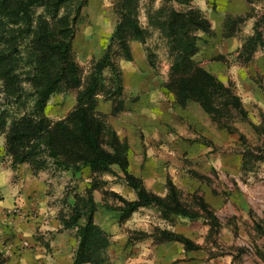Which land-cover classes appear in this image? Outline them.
<instances>
[{"label": "rangeland", "instance_id": "1", "mask_svg": "<svg viewBox=\"0 0 264 264\" xmlns=\"http://www.w3.org/2000/svg\"><path fill=\"white\" fill-rule=\"evenodd\" d=\"M122 12L144 31L142 38L126 31V49L111 42ZM173 13L208 23V32L192 33L194 60L240 98L244 116L225 112L214 121L170 90ZM40 17L69 28L82 86L109 51L97 99L101 143L110 151L116 134L134 183L117 165L64 170L49 158L14 165L0 134V201L17 200L7 218L26 223L18 251L0 237L2 262L21 264L14 258L21 252L23 264H264V0H65L56 13L38 9ZM23 88L29 108L31 87ZM77 92L51 95L44 114L53 125L74 111ZM3 99L0 87V104L26 110ZM133 184L165 206L124 214L138 201ZM90 217L94 228L82 238Z\"/></svg>", "mask_w": 264, "mask_h": 264}, {"label": "trees", "instance_id": "2", "mask_svg": "<svg viewBox=\"0 0 264 264\" xmlns=\"http://www.w3.org/2000/svg\"><path fill=\"white\" fill-rule=\"evenodd\" d=\"M64 2L0 0V87L3 101L17 105L19 109L26 107L21 113L13 114L9 111L10 104H0V134L6 136L7 153L13 157L14 165L44 158L54 160L64 170H76L82 164L94 170L110 171L117 165L134 183L116 134L109 145L110 151L101 143L104 123L98 119L97 99L102 92L103 72L112 66L109 51L82 86L80 69L71 56L69 28H56L47 18H35L38 9L46 8L56 13ZM167 29L174 57L169 88L177 99L183 103L198 102L214 121L220 122L225 112L235 117L244 116L246 112L240 98L194 60L198 43L192 33L208 32V23L192 13H173ZM126 31L133 37L144 36L137 18L122 12L111 42L118 41L126 49V37H123ZM116 77L120 88L121 77L119 74ZM24 83L31 87L29 108V102L23 101ZM62 89L78 90L77 106L66 121L53 125L44 110L51 95ZM133 187L138 201L127 204L124 214L151 205L165 206L162 199L150 196L136 184ZM93 228L90 217L87 227L81 229L82 238ZM84 261L95 263L90 259ZM0 264H4L1 256Z\"/></svg>", "mask_w": 264, "mask_h": 264}, {"label": "crops", "instance_id": "3", "mask_svg": "<svg viewBox=\"0 0 264 264\" xmlns=\"http://www.w3.org/2000/svg\"><path fill=\"white\" fill-rule=\"evenodd\" d=\"M0 191H2V188L0 187ZM4 193V191H2ZM10 194V193H9ZM22 203V207H26V202H24L25 200H21ZM15 203H18L17 200L14 199V201H0V237L3 240H7L9 239V242H7V244L11 245L12 247L15 248V250H17L18 245H21V231L22 229L26 228V223L22 225L16 224L14 222V220L12 218H7L6 215V210L8 208H12ZM0 238V239H1ZM14 250V251H15ZM18 251V250H17ZM18 256H14L16 261H20L21 264H23L26 261V256L24 254H22L21 252H18ZM20 255L23 256V258L20 257Z\"/></svg>", "mask_w": 264, "mask_h": 264}]
</instances>
